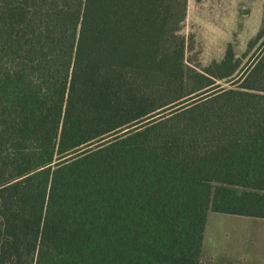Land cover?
<instances>
[{
  "label": "trees",
  "instance_id": "trees-1",
  "mask_svg": "<svg viewBox=\"0 0 264 264\" xmlns=\"http://www.w3.org/2000/svg\"><path fill=\"white\" fill-rule=\"evenodd\" d=\"M186 5L0 0V264H202L209 211L264 218V41L190 69Z\"/></svg>",
  "mask_w": 264,
  "mask_h": 264
},
{
  "label": "rangeland",
  "instance_id": "rangeland-1",
  "mask_svg": "<svg viewBox=\"0 0 264 264\" xmlns=\"http://www.w3.org/2000/svg\"><path fill=\"white\" fill-rule=\"evenodd\" d=\"M180 34L185 40L184 62L190 69L200 72L211 69L215 75H219L223 70H215L211 63L221 62L227 53L232 55L228 69L232 68L234 61H238L241 68L250 61L264 41V0H187ZM213 79L220 87H229L231 84L228 82L230 77ZM185 82L187 84L189 80ZM226 215L208 212L203 255L208 256L214 252L221 257L225 253L236 257L245 255V260L251 264H264L263 241L243 243L234 238L254 233L264 234V223L250 224L249 221L235 220L229 225L227 220H221L227 219ZM222 235L229 240L220 242ZM252 251H255L254 254ZM221 264H226V261L223 260Z\"/></svg>",
  "mask_w": 264,
  "mask_h": 264
},
{
  "label": "crops",
  "instance_id": "crops-1",
  "mask_svg": "<svg viewBox=\"0 0 264 264\" xmlns=\"http://www.w3.org/2000/svg\"><path fill=\"white\" fill-rule=\"evenodd\" d=\"M226 216H227L226 217L227 219L224 218V219H221V220L222 221H226L227 220L229 225H230V222L235 221V220L236 221H241L242 220V222L249 221L250 224L255 223V222L256 223H264V218L240 216V215H234V214H227ZM207 224H208V219H207L206 224H205L203 242H204V238H205V234H206ZM214 236L217 237L215 234H214ZM234 238H235V241L238 239L240 242H243V243L246 242V241L250 242L252 240L253 241L261 240V241L264 242V234H260V233H254V234H250V235H241L240 237H236L235 236ZM228 240H229L228 237L225 236V235L220 236V239H219L220 242H226ZM224 252H225V250H224ZM252 252H253L252 254H254L255 251H252ZM203 254L204 253H203V249H202V257H201L202 264H221L223 260L226 261V264H251L250 261L245 260V255H241L239 257H236L234 254H230V253L226 254L225 253V255H223L221 257L216 252H214L212 254H209L208 256H204ZM254 257H255V259H257L256 255H254ZM255 263H257V262H255Z\"/></svg>",
  "mask_w": 264,
  "mask_h": 264
}]
</instances>
